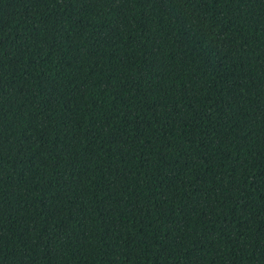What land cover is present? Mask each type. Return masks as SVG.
<instances>
[{"label": "trees", "instance_id": "obj_1", "mask_svg": "<svg viewBox=\"0 0 264 264\" xmlns=\"http://www.w3.org/2000/svg\"><path fill=\"white\" fill-rule=\"evenodd\" d=\"M0 264H264V0H0Z\"/></svg>", "mask_w": 264, "mask_h": 264}]
</instances>
